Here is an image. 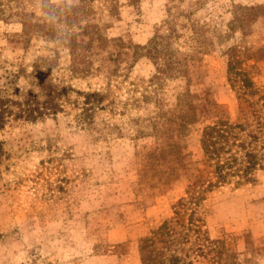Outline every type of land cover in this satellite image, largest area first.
<instances>
[{"label":"rangeland","instance_id":"374dc122","mask_svg":"<svg viewBox=\"0 0 264 264\" xmlns=\"http://www.w3.org/2000/svg\"><path fill=\"white\" fill-rule=\"evenodd\" d=\"M169 18L181 52L190 25L203 26L190 83L210 89L228 116L235 117L239 97L228 62L249 71L264 95V0H0V264H140L137 241L171 215L187 181L152 205L143 202L133 188L138 155L181 140L198 160L210 124L135 139L133 121L151 114L157 96L163 107L173 104L184 81L150 87L155 65L135 58L128 43L147 44ZM36 21L51 27L23 26ZM77 34L85 46L75 67L68 39ZM258 97V119L248 115L243 138L257 135L264 166ZM25 108L46 115L26 120ZM200 213L209 238L235 246L240 264H264V167L252 181L209 193Z\"/></svg>","mask_w":264,"mask_h":264},{"label":"trees","instance_id":"16d2710c","mask_svg":"<svg viewBox=\"0 0 264 264\" xmlns=\"http://www.w3.org/2000/svg\"><path fill=\"white\" fill-rule=\"evenodd\" d=\"M50 25V22L40 21L35 24L23 23L25 28L35 27V32L49 28ZM190 29L188 51L184 52L173 47V41L178 39L174 18L164 21L147 44L128 43L133 48L135 58L145 56L153 61L156 73L150 87H156L164 80L184 81L183 88H177L174 93L173 104L163 107L157 96L153 98L155 102L151 114L133 121L137 126L135 139L155 137L158 130L166 127L203 120L210 122L200 134L201 156L198 160L192 159L181 140L157 143L152 149L138 155L133 188L143 202L152 205L157 197L171 191L181 178L187 181L183 196L172 205L171 215L137 241L140 264H240L238 257L241 253H238L235 246L230 245L226 239L209 238L200 210L209 193L228 184L239 185L252 181L255 172L264 167L253 146L258 140L257 135L249 132L245 134L249 140L243 138L245 131L251 127L248 115L258 119V102L252 98L259 96L257 101L262 100L264 103V95H260L249 71L238 62L227 63L228 81L239 92L233 119L216 102L210 89H199L191 85V62L198 60L203 50L200 41L203 26L193 23ZM23 30L25 34L28 33V30ZM68 42L71 61L76 67L78 63L75 60L82 58L81 48L85 45L83 40H79L78 34L69 37ZM44 115V109L25 108L20 112L21 117L30 121H36Z\"/></svg>","mask_w":264,"mask_h":264}]
</instances>
